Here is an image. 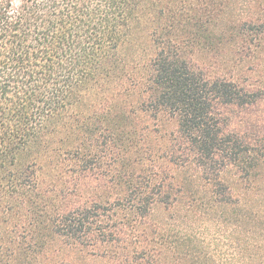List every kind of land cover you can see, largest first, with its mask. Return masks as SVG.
<instances>
[{
  "label": "trees",
  "instance_id": "obj_1",
  "mask_svg": "<svg viewBox=\"0 0 264 264\" xmlns=\"http://www.w3.org/2000/svg\"><path fill=\"white\" fill-rule=\"evenodd\" d=\"M260 50L264 0H0V264H186L154 216L186 204L179 173L264 190V131L237 123L264 102L244 79Z\"/></svg>",
  "mask_w": 264,
  "mask_h": 264
},
{
  "label": "rangeland",
  "instance_id": "obj_2",
  "mask_svg": "<svg viewBox=\"0 0 264 264\" xmlns=\"http://www.w3.org/2000/svg\"><path fill=\"white\" fill-rule=\"evenodd\" d=\"M244 79L254 86L259 84L260 79H264V51L260 50L252 57L251 63H247ZM250 113L251 116L240 114L237 123L240 132L253 136L256 135L255 131H264V102L254 107ZM246 174L245 170H226L221 177L228 184L229 189L224 195L216 196L205 192L207 185L199 180L194 172L179 173V178L185 185L186 204H181L182 206L172 212L157 209L154 216L155 223L165 232L168 245L176 252L180 263L264 264V211L250 216L247 222H240L243 218L241 216L240 219L238 218L239 213L236 214V209L210 207L205 203V199L201 200L203 198H264L261 193L264 190L260 192L257 189L262 186L261 177L253 176L257 174L253 172L248 181ZM238 190L241 192L240 195L235 194ZM256 205L255 211L258 212V207L262 205L254 202L255 207ZM50 247L56 254L62 245L60 241H56ZM242 250L246 251L244 255H238ZM250 252L256 255L251 258ZM132 257L137 262L142 254L136 252ZM59 258L56 259L58 264H72L69 261L75 264H111L82 254H72L66 258V261ZM40 261L37 264H41Z\"/></svg>",
  "mask_w": 264,
  "mask_h": 264
}]
</instances>
